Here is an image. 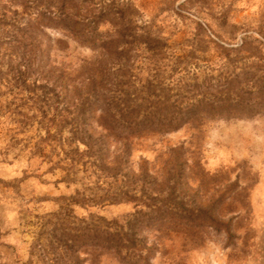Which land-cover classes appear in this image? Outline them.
Returning <instances> with one entry per match:
<instances>
[{
	"label": "rangeland",
	"instance_id": "obj_1",
	"mask_svg": "<svg viewBox=\"0 0 264 264\" xmlns=\"http://www.w3.org/2000/svg\"><path fill=\"white\" fill-rule=\"evenodd\" d=\"M92 2L96 6L111 4L113 9L132 4L135 13L126 14L124 22L150 25L166 39L168 46L162 56L143 44L131 49L129 81L134 85L145 78L159 80L175 88L170 94L176 92V101L182 105L192 100L195 91L188 84L194 78L207 86L216 82L227 52L229 95L238 99L243 111L248 110L230 118L194 117L174 131L146 136L133 150L132 169L137 168L139 157L145 159L160 185L176 149V194L183 205L176 209V226L144 232L146 244L156 246L149 264H264V0H215L229 9L224 20L199 12L198 0ZM15 8L20 11L12 0H0V13ZM101 30L102 34L114 33L105 26ZM43 31L60 46L50 52L51 63L57 67L72 69L96 53L55 30ZM3 50L2 45L0 264H64L60 244L67 233L79 234L84 226H95L99 215L121 217L133 208L126 203L88 207L68 203L74 190L98 196V187L109 179L81 162L72 168L68 182L59 180L65 170L56 167L47 171L49 163L42 155H50L53 161L63 156L62 151L68 149L67 127L56 135L60 146L54 140H40L50 126L52 111L43 105L38 108L33 94L14 83ZM50 128L54 130L52 125ZM217 199L214 216L228 226L230 238L223 230L199 225L193 218L197 208ZM188 213L192 217L186 218ZM75 255L87 256L81 264H123L111 254L97 256L96 252L77 250Z\"/></svg>",
	"mask_w": 264,
	"mask_h": 264
},
{
	"label": "trees",
	"instance_id": "obj_2",
	"mask_svg": "<svg viewBox=\"0 0 264 264\" xmlns=\"http://www.w3.org/2000/svg\"><path fill=\"white\" fill-rule=\"evenodd\" d=\"M12 1L20 11L15 8L0 13L1 55L7 56L8 72L15 84L33 94L38 108L43 105L46 111H52L50 126L45 128L41 141L54 140L60 146L56 135L64 127L68 131V149L62 151V157L53 161L50 155H42L49 163L47 171L56 167L65 170L59 180L68 182L78 162L88 164L109 181L98 187V196L74 190L67 198L69 204L88 207L126 203L133 208L121 217L99 215L95 226H84L79 234L67 233L60 244L65 254L61 259L64 264H81L87 256L78 258L75 252L88 250L97 256L111 254L123 264H149L156 246L146 244L144 232L158 226H176V209L182 203L176 194V149L171 152L160 185L145 159L139 157L137 168L132 169L131 154L146 136L174 131L194 117L230 118L247 113L228 92L231 71L226 70L230 62L227 52V62L221 64L216 82L207 86L194 78L188 84L195 91L192 100L181 105L176 101V92L170 94L173 86L147 78L137 85L129 81L133 59L130 51L134 46L143 44L157 56L164 55L168 46L150 25L124 22L126 14L135 13L132 4H127L131 9L127 10L123 5L115 9L111 4L96 6L92 0ZM198 1L199 12L204 11L211 19L227 17L228 7L215 0ZM103 26L114 33L102 34ZM44 28L96 51L95 55L81 59L72 69L53 65L50 52L60 46L58 41L52 43ZM59 162L63 164L58 166ZM218 201L197 208L193 218L199 225L223 230L230 238L228 226L214 216ZM185 217L192 216L188 213Z\"/></svg>",
	"mask_w": 264,
	"mask_h": 264
}]
</instances>
